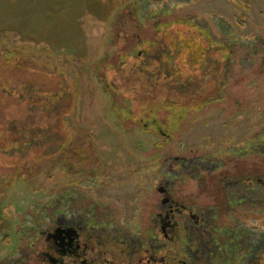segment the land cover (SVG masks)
<instances>
[{"label": "rangeland", "instance_id": "374dc122", "mask_svg": "<svg viewBox=\"0 0 264 264\" xmlns=\"http://www.w3.org/2000/svg\"><path fill=\"white\" fill-rule=\"evenodd\" d=\"M138 1L0 0V264L25 257L35 234L26 226L47 223L67 204L98 225L123 221L147 239L163 198L179 205L202 204L193 160L211 167L222 165V158L247 157L254 138L264 132V0H191L178 11H193L213 29L219 22L224 32L231 31L230 50L240 56L246 53L242 42L252 44L249 84L234 86L236 79L228 85L233 93L239 90L242 106L231 105L235 99L228 95L209 106L159 115V131L170 135L166 144L162 132L138 125L136 89L128 94L134 98L136 118H116L105 83L120 76L112 64L99 70L96 66L126 50L111 42L112 24ZM155 17L173 19L172 13ZM119 40L117 36L113 42ZM222 53L226 59L227 52ZM213 87L211 81L206 85L209 94ZM154 92L162 94L161 89ZM117 100L124 106L122 97ZM161 141L163 150L156 145ZM53 150L52 156L46 153ZM160 150L185 157L182 168L175 166L180 159L170 162ZM72 151L85 162L71 158L67 163ZM204 174L200 169L196 176L202 179ZM165 180L168 196L160 191ZM244 214L237 207L219 217L226 227L219 233L224 247L209 264H241L238 242L229 230L245 223Z\"/></svg>", "mask_w": 264, "mask_h": 264}, {"label": "trees", "instance_id": "16d2710c", "mask_svg": "<svg viewBox=\"0 0 264 264\" xmlns=\"http://www.w3.org/2000/svg\"><path fill=\"white\" fill-rule=\"evenodd\" d=\"M190 2L191 0H139L130 4L127 12L124 10L115 17L111 42L126 50L116 51L110 62L107 59L101 60L96 69H101L104 64H112L111 68L120 76L105 83L108 87L106 91H109L111 97L110 108L117 119L122 115L130 119L135 115L136 118L137 113L133 112L131 106L134 98L128 96L135 89L136 95H139L136 99L139 105L137 110L141 112L136 119L138 125L157 132H162L159 129L162 130L163 127V123L158 122L159 115L170 117L179 114L181 110L209 106L224 101L228 95L235 99L231 105L238 108L243 105L241 98L237 97L239 90L233 93L230 89L233 85H228L236 79L234 86L245 88L249 84L250 76L253 75V62L249 60L253 57L252 44L242 42L243 48H246L243 56L231 51L229 37L232 33L227 32V29L224 32L219 22L215 21L216 28L213 29L210 24H204L202 17L193 14V11L186 14L178 12ZM171 13L173 19L170 21H161V18L155 17L162 15L165 18V15ZM117 36L120 40L115 43L113 40ZM261 46L263 50L264 45ZM224 51L227 52L226 55L224 53L227 60L222 57ZM260 64L264 67L263 61ZM187 71L189 73L184 75ZM210 81L214 84L211 94L206 90ZM225 87L227 91H224ZM155 89H161L162 94H155ZM117 97L124 99V106ZM256 101L258 98L253 103ZM18 128L21 131L25 129ZM169 136L162 132L165 144L170 141ZM156 145L162 150V146H165L163 141ZM162 150L159 154L165 155L170 162L180 159L175 166L182 168L185 157L175 158L171 152L167 154ZM46 153L52 156L55 151ZM71 153L70 158H66L67 163L70 164L72 159L77 163L85 162L78 157L76 151ZM187 161L188 164L191 163L189 159ZM229 161L233 162V166L224 165V162ZM240 161L245 162V165H237ZM192 162L195 165L193 177L201 182L200 191L204 198L199 205L196 201H191L189 205L183 202L185 205L182 204V208H203L207 211V217L206 221L198 220L194 224L192 220L188 228L176 230L177 238L182 241L191 240L195 246L193 251L203 253L198 248L201 245L207 257L221 255L220 249L224 246L220 244L219 233L226 227L218 223L219 217L238 207L245 212V223L234 224L227 230L238 242L240 262L264 264V132L254 138L247 157L239 155L230 159L222 158L218 161L222 165L213 163L211 167L204 163L200 166L196 163L197 160ZM200 169L205 172L202 179L196 176ZM171 173L169 172L172 179L178 177L177 170L173 169Z\"/></svg>", "mask_w": 264, "mask_h": 264}, {"label": "flooded vegetation", "instance_id": "af4514ba", "mask_svg": "<svg viewBox=\"0 0 264 264\" xmlns=\"http://www.w3.org/2000/svg\"><path fill=\"white\" fill-rule=\"evenodd\" d=\"M164 185L160 191L168 196L166 180ZM64 208L45 224L26 226L30 234L35 233L27 246L28 256H19L9 264H209L213 260L201 245L197 244L203 253L193 251L192 241H182L176 234V230L188 228L192 220L194 224L206 221L203 208H182L170 197L163 198L153 214V229L147 239L123 221L119 226L98 225L76 209H68V204Z\"/></svg>", "mask_w": 264, "mask_h": 264}]
</instances>
